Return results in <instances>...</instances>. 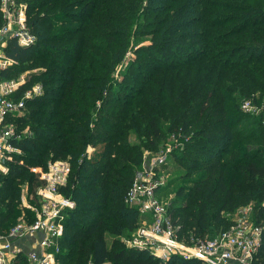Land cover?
<instances>
[{
    "label": "trees",
    "instance_id": "16d2710c",
    "mask_svg": "<svg viewBox=\"0 0 264 264\" xmlns=\"http://www.w3.org/2000/svg\"><path fill=\"white\" fill-rule=\"evenodd\" d=\"M21 1L36 42L8 41L17 64L0 79L29 72L17 95L36 84L44 93L10 118L28 134L14 141L23 155L0 171L1 235L34 222L22 184L37 198L41 171L64 159L60 192L75 207L57 264H199L124 243L140 224L125 197L143 155L173 136L170 163L184 174L168 210L182 240L227 229L225 215L242 206L264 218V121L241 108L264 98V0ZM256 258L264 264V236Z\"/></svg>",
    "mask_w": 264,
    "mask_h": 264
},
{
    "label": "built area",
    "instance_id": "2783aa9c",
    "mask_svg": "<svg viewBox=\"0 0 264 264\" xmlns=\"http://www.w3.org/2000/svg\"><path fill=\"white\" fill-rule=\"evenodd\" d=\"M10 39H15L23 47L36 42L27 24V5L18 0H1L0 72L17 64V60L5 51ZM25 81L24 76L18 80L0 79V171L4 173L16 155H23L14 141L28 134L27 130L19 132L10 118L24 115L26 102L44 93L43 86L36 84L18 96ZM241 108L244 113L262 117L264 121V98L247 100ZM170 140L177 142L175 136ZM176 149L178 145L171 143L167 149L160 148L155 154L144 153L142 168L135 174L125 197L126 204L140 216L138 229L129 237L126 246L146 251L162 262L178 256L199 264H255L263 242L264 218L257 221L253 205L242 206L230 213L231 225L207 239L191 238L186 242L179 237L167 205L159 198L167 186L164 169ZM70 173L71 164L64 159L50 163L46 171H41L40 179L44 185L37 192L39 204L35 208L28 207L35 214V220L33 223L20 220L7 235L0 234V264H15L20 255L27 258V264H57L65 215L75 207L74 201L60 192ZM262 207L264 209V202ZM36 237L33 249L26 252L22 241Z\"/></svg>",
    "mask_w": 264,
    "mask_h": 264
},
{
    "label": "rangeland",
    "instance_id": "374dc122",
    "mask_svg": "<svg viewBox=\"0 0 264 264\" xmlns=\"http://www.w3.org/2000/svg\"><path fill=\"white\" fill-rule=\"evenodd\" d=\"M19 2H22L21 0H18ZM24 3V2H22ZM133 59H136L137 57L136 56H132ZM125 68L122 69V71L124 70ZM144 73H147L148 75L150 73L153 74V71L151 72L150 70L148 69H144L143 70ZM28 73L29 72H24L20 75V78L21 77H25V79H27L28 77ZM18 78V79H20ZM17 79V80H18ZM119 80H123L122 77L119 78ZM127 83H130L129 81L126 80ZM250 117H253V118H257L259 116H255V115H252ZM250 120H254L252 118H247L246 120L242 121L243 123L247 121V123L250 122ZM171 139V138H170ZM166 140L164 143H162L160 145V148H163V149H167L171 143L177 145V142H174L172 140ZM179 147V146H178ZM164 173H165V176H166V180H167V186L166 188L161 192V194L159 195V198L161 201H163L167 207L170 206V204L174 201V191L178 188V186L183 182V180H180L181 176L184 174V170L182 168H178L174 163H170L169 166H166V168L164 169ZM21 195H22V207L26 208V209H29L28 207L31 206L33 208H35L36 206H38L39 202H38V199L34 196H28V188L26 186V184H22V189H21ZM30 210V209H29ZM229 214L230 213H227L225 215V217L227 219H229ZM211 235H213V233H210L207 237H210ZM133 236V235H131ZM126 240H124V243L126 245V242L127 240L129 239L128 238H125Z\"/></svg>",
    "mask_w": 264,
    "mask_h": 264
},
{
    "label": "crops",
    "instance_id": "0c3cea01",
    "mask_svg": "<svg viewBox=\"0 0 264 264\" xmlns=\"http://www.w3.org/2000/svg\"><path fill=\"white\" fill-rule=\"evenodd\" d=\"M35 239H38V238L37 237L36 238H30V239L28 238V240L22 241V244L21 243L20 244L24 246V249L26 252H30L34 247Z\"/></svg>",
    "mask_w": 264,
    "mask_h": 264
}]
</instances>
